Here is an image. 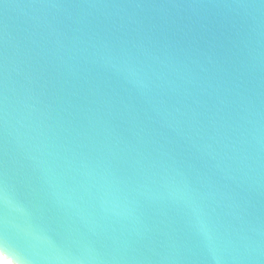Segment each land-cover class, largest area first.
<instances>
[{
	"label": "water",
	"instance_id": "95a60500",
	"mask_svg": "<svg viewBox=\"0 0 264 264\" xmlns=\"http://www.w3.org/2000/svg\"><path fill=\"white\" fill-rule=\"evenodd\" d=\"M4 264H264V0H0Z\"/></svg>",
	"mask_w": 264,
	"mask_h": 264
},
{
	"label": "bare ground",
	"instance_id": "6f19581e",
	"mask_svg": "<svg viewBox=\"0 0 264 264\" xmlns=\"http://www.w3.org/2000/svg\"><path fill=\"white\" fill-rule=\"evenodd\" d=\"M0 264H4V263L0 260Z\"/></svg>",
	"mask_w": 264,
	"mask_h": 264
}]
</instances>
